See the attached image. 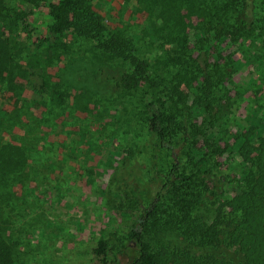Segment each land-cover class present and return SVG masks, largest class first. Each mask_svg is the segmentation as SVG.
<instances>
[{
  "label": "rangeland",
  "instance_id": "374dc122",
  "mask_svg": "<svg viewBox=\"0 0 264 264\" xmlns=\"http://www.w3.org/2000/svg\"><path fill=\"white\" fill-rule=\"evenodd\" d=\"M56 1L19 5L28 11L25 20L20 21L19 33L30 47V55L62 53L61 59L48 66V78L42 69L22 66L6 73L0 81V147L4 142L28 138L27 130L36 139V151L30 158L36 165L30 178L11 181L5 187L15 193L12 197L17 216L11 230L24 237L15 264H124L127 256L118 252L122 236L140 214L139 201L150 202L161 186L156 172L166 170L169 159V152L149 131L147 116L164 111L168 103L161 98L165 92L158 96L153 93L163 88L157 85L155 90L135 94L130 106L131 96L118 85L121 73L129 70L128 63L120 60L113 64L102 59L93 49V41L79 38L71 46V38H67L63 41L67 48L59 45L49 32V5ZM93 3L109 30L124 32L137 41L140 54L154 60L160 77L167 80L175 75V68L164 71L157 61L169 37L166 32L158 35L150 28L147 0ZM181 7L183 16L173 37L179 32L187 37L192 28L205 29V35L199 33L197 39L189 41L192 61L204 66L214 60L213 52L220 51L219 72L213 77L208 109L196 110L188 101L182 112L183 119L192 124L194 138L183 165L193 169L200 165L198 152L208 150L212 143L225 147L229 130L234 127L231 124L245 121L248 116H264V0H186ZM199 7L205 11L202 13ZM236 26L255 27L260 34L252 32L249 37ZM183 37L180 34L178 38ZM48 79L60 86L66 100L64 107L54 103L49 90L43 88ZM201 79L197 69L188 68L187 75L181 77L182 88L186 90L187 84L192 90ZM10 85L15 88L10 89ZM78 94L84 95L88 111L74 108ZM141 121L146 124L144 130ZM210 132L216 139L210 137ZM228 156L222 151L215 156L224 180H200L186 188L202 198L193 216L198 214L209 222L214 214L208 207L214 209L215 202H224L241 184L245 168L238 159ZM145 233L155 248L164 243L240 264L234 248L204 246L197 237L186 236L178 229L164 230L163 225L151 222ZM101 238L109 244L106 262L93 253Z\"/></svg>",
  "mask_w": 264,
  "mask_h": 264
},
{
  "label": "trees",
  "instance_id": "16d2710c",
  "mask_svg": "<svg viewBox=\"0 0 264 264\" xmlns=\"http://www.w3.org/2000/svg\"><path fill=\"white\" fill-rule=\"evenodd\" d=\"M43 1L45 0H0V81H4L6 73L22 66L42 69L48 78L45 74L48 66L54 60L61 59L62 53L58 51L30 55V47L23 43L19 33L20 21L25 20L28 12L19 5L35 6ZM152 1L154 3L147 0V8L161 16L149 13L147 18L150 28L158 35L166 32L165 36L169 37L164 45L165 52L157 61L164 71L168 67L176 69L175 75L167 80L157 74L153 59L140 54L137 41L132 36L107 28L103 16L95 11L93 0H57L49 5L52 17L49 32L64 49L68 47L64 44V39L71 38L69 43L73 46L74 40L81 38L93 41V49L102 59L113 64H119L120 60L129 64V70L121 73L118 85L126 95L131 96L130 106L133 96L141 91L145 94L149 90H155L157 85H163L162 89L153 93L158 96L160 92H165L160 97L168 103V108L147 116V127L157 139V144L169 152L168 165L166 170L157 169L156 178L159 176L162 184L150 202L145 204L139 201L140 214L122 236V246L118 252L127 256L124 264H235L234 261L215 254H196L190 249L164 243L160 247H153L145 233L152 222L158 226L163 225L164 230L178 229L186 236H195L204 246L232 247L240 255V264H264V116H248L245 121L231 124L234 127L229 130L225 147L212 143L208 150L198 152L200 165L193 169L184 167L185 154L192 147L194 138L192 124L183 119L182 112L188 101L196 110L208 109L213 94L212 86L215 84L213 77L219 72L220 51L213 52L214 60L207 61L204 66L195 59L192 61L189 41L199 33L205 35V29L192 28L187 37L182 32L173 37L177 23H181V6L186 4V0ZM199 11L203 13L205 8L199 7ZM215 15L219 16V13ZM156 23L158 25L154 26ZM236 27L249 37L252 32L260 34V30L255 27ZM180 34L184 36L182 39L178 38ZM188 68L197 69L199 75L202 74L198 87L192 90L187 84L184 86L186 90L182 88L181 77L187 75ZM49 81H46L43 88L49 90L54 103L64 107L66 100L60 86ZM13 88L14 85H10V89ZM76 103L78 105H73L75 109L89 110L83 94L74 97V104ZM14 117L11 113V118ZM140 124L141 130H144L145 122L141 121ZM27 134L29 137L22 138V141L4 142L0 147V264H15L16 254L20 252V246L24 242L23 236L11 230L17 216L12 197L15 193L5 187L11 181L22 182L24 178L29 179V173L32 169L35 170L36 164L30 158L36 151V139H32L34 135L29 130ZM208 134L213 140L216 139L213 133ZM75 145L76 143L72 146ZM221 151L229 154V158L238 159L239 165L245 170L241 174V184L231 191L230 197L224 202H215L214 209L208 207L214 216L207 222L198 214L192 215V211L202 203V198L199 194L193 195L186 188L200 180H224L225 176L218 169L219 164L215 159ZM163 214H166L164 220ZM108 248L107 240L101 238L93 248V253L98 260L106 262Z\"/></svg>",
  "mask_w": 264,
  "mask_h": 264
}]
</instances>
